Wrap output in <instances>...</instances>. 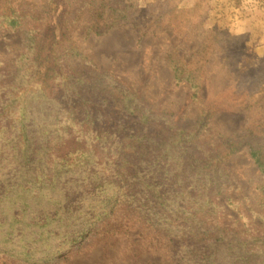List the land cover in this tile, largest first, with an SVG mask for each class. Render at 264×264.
Instances as JSON below:
<instances>
[{"label":"trees","instance_id":"1","mask_svg":"<svg viewBox=\"0 0 264 264\" xmlns=\"http://www.w3.org/2000/svg\"><path fill=\"white\" fill-rule=\"evenodd\" d=\"M41 10L0 0V28L22 30L0 59V256L61 264L144 227L126 247L161 250L167 264H264V145L233 133L225 151L203 150L198 133L217 110L179 122L109 70L79 71L88 58L78 39L45 41ZM169 60L199 102L200 72ZM242 144L262 173L256 209L236 197L224 164Z\"/></svg>","mask_w":264,"mask_h":264},{"label":"rangeland","instance_id":"2","mask_svg":"<svg viewBox=\"0 0 264 264\" xmlns=\"http://www.w3.org/2000/svg\"><path fill=\"white\" fill-rule=\"evenodd\" d=\"M71 1L13 0L42 9L45 41L73 33L88 58L75 61L79 71L109 70L151 111L182 122L204 108L217 110L198 133L203 150L225 151L233 133H239L240 143L249 134L264 145V0H96L94 5ZM67 10L70 19L75 17L73 24L63 21ZM4 30L0 28L2 60L22 33ZM169 57L200 72L199 102L189 82L175 79ZM224 164L235 178L236 197L245 207H259L262 173L249 145ZM143 229L132 231L131 238L84 246L61 264H115L133 258L141 264H167L161 250L126 247ZM0 264L16 263L0 256Z\"/></svg>","mask_w":264,"mask_h":264}]
</instances>
